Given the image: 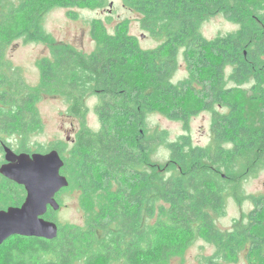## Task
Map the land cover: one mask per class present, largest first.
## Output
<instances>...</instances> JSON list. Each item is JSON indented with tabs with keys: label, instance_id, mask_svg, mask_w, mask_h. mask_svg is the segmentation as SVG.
I'll list each match as a JSON object with an SVG mask.
<instances>
[{
	"label": "trees",
	"instance_id": "obj_1",
	"mask_svg": "<svg viewBox=\"0 0 264 264\" xmlns=\"http://www.w3.org/2000/svg\"><path fill=\"white\" fill-rule=\"evenodd\" d=\"M30 1L31 15L41 24L55 7L98 2ZM123 2L140 16L142 28L159 42L157 48H140L125 27L96 38L97 50L90 56L69 47L56 50V60L42 69L43 86L65 96L73 116L86 115L90 86L98 98L101 127L77 133L72 165L56 147L65 161L62 174L70 182L60 193L72 186L75 172L83 171L85 177L89 172L94 183L87 186L81 177L75 182L93 199L87 222L59 228L53 240L13 236L0 247V264H169L198 239L216 247L204 264L236 261L241 251L264 264V196L254 197L255 210L232 230L222 231L216 223L227 198L241 202L238 190L246 174L264 170V0ZM16 4L0 0V144L13 124L24 130L38 121L35 93H25L21 71L4 61L11 42L27 31ZM218 15L238 30L208 40L202 26ZM181 55L189 77L176 83ZM203 111L213 116L207 147L192 145L186 136L172 141L167 130L150 125L152 114H160L188 130L192 117ZM158 148L167 157L154 159ZM0 181L5 188L0 198L3 193L13 206L20 205L24 187L1 174ZM97 191L107 201L99 196L96 206ZM158 203L166 207L156 214ZM49 214L45 219L50 220Z\"/></svg>",
	"mask_w": 264,
	"mask_h": 264
},
{
	"label": "rangeland",
	"instance_id": "obj_2",
	"mask_svg": "<svg viewBox=\"0 0 264 264\" xmlns=\"http://www.w3.org/2000/svg\"><path fill=\"white\" fill-rule=\"evenodd\" d=\"M13 1L17 2L16 14L20 18V23L26 26L25 30L27 31L24 38L11 42L4 61L21 71L23 82H19V84L21 87L27 86L25 93L29 91L35 93L32 101H36L38 121L32 124L27 123L28 126L24 130L19 125L16 127L13 124L14 129L7 131V134L4 135V141L0 144V167L6 162L3 143H6L16 153H23L24 150L22 149H27L29 154H46L56 147L62 148L66 154V159H69V164L72 165L74 159H71V152L75 147L74 142L77 133L82 128L98 131L101 127L100 117L96 111L98 98L95 95L94 85L90 86L85 94L86 115L84 117L73 116L70 113L68 99L60 93H55L53 89L43 86V66L56 60V50L68 47L90 56L97 50L96 38L104 34L114 35L118 29L125 27L128 28L129 35L134 37L138 46L144 50L157 48L159 42L142 28L139 15L124 7L123 0H98L95 5L75 6L73 8L58 6L44 15L42 24L41 20L36 19L37 16L34 15V12L31 15L30 0ZM63 2L61 0V3ZM237 30L238 25L224 15L215 16L202 26V34L208 40H214ZM101 31L104 33L101 34ZM29 39L31 40L25 41ZM188 77L189 70L181 55L180 67L174 80L178 83L187 80ZM244 88L248 89L249 86L245 84ZM150 120L152 127L158 125L161 129L167 130L172 141L186 136L192 145L207 147L213 139V116L209 111H203L193 116L188 130H185L182 122L170 120L160 114H152ZM166 152L164 148H158L153 158L161 160V158L167 157ZM76 162H78L77 159ZM231 171V169L228 172L224 171V174ZM70 172V170L66 171L67 175ZM92 174L94 177L97 176L95 171ZM246 175L238 190V194L242 196L241 202H237L233 197L227 198L224 214L216 215L217 226L222 231H230L237 221L248 219L256 208L254 197L264 196V170ZM86 176H84L83 171L79 174L75 172L72 186L57 196V200L61 204L60 210L49 211L48 218L57 223L62 230L76 226L84 227L87 222V212H91L92 209L88 202L93 199H87L83 194V189L75 183L78 182V177H81L83 184L93 186L94 183L88 178L89 172L86 173ZM111 188L116 192V186ZM0 190L5 192L1 181ZM94 194L97 197L96 206L99 196L107 201V197L101 195L100 192L97 191ZM1 195L3 198H0V209L6 210L13 206L8 195H3V193ZM26 196L27 194L24 201ZM24 201L18 206H21ZM163 206L166 207L161 203L156 205V214H159ZM261 232L264 233V226ZM215 252L216 247L214 245L198 239L183 254L174 256L169 264H204L206 259L213 256ZM256 260V257L249 259L247 252L241 251L236 261H230L227 264H255Z\"/></svg>",
	"mask_w": 264,
	"mask_h": 264
},
{
	"label": "water",
	"instance_id": "obj_3",
	"mask_svg": "<svg viewBox=\"0 0 264 264\" xmlns=\"http://www.w3.org/2000/svg\"><path fill=\"white\" fill-rule=\"evenodd\" d=\"M3 147L6 162L0 174L23 186L27 196L21 206L0 209V247L13 236L56 239L59 226L45 215L49 208L60 210L56 196L70 185L62 174L65 161L60 152L53 149L46 154L16 153L7 145Z\"/></svg>",
	"mask_w": 264,
	"mask_h": 264
},
{
	"label": "flooded vegetation",
	"instance_id": "obj_4",
	"mask_svg": "<svg viewBox=\"0 0 264 264\" xmlns=\"http://www.w3.org/2000/svg\"><path fill=\"white\" fill-rule=\"evenodd\" d=\"M24 189H25V188H24ZM57 196H58V195H57ZM57 196H56V198H57ZM50 210H52V209H51V208H49V211H50ZM49 211H48V212H49Z\"/></svg>",
	"mask_w": 264,
	"mask_h": 264
}]
</instances>
